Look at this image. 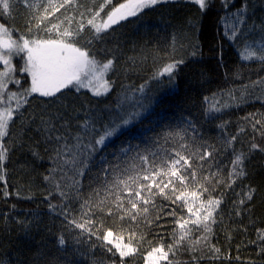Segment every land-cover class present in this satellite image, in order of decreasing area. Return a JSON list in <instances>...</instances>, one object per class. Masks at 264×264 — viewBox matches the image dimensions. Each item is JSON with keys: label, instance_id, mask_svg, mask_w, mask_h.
Segmentation results:
<instances>
[{"label": "snow or ice", "instance_id": "obj_1", "mask_svg": "<svg viewBox=\"0 0 264 264\" xmlns=\"http://www.w3.org/2000/svg\"><path fill=\"white\" fill-rule=\"evenodd\" d=\"M168 2L170 0H124L118 4L113 0H0V17H11L18 4L27 10L25 32L16 39L12 38L15 30L10 31L0 23V65H3L0 69V173L6 171L4 164L9 148L5 146V137L9 135L10 125L14 119L24 116L33 99L45 98L41 103H54L68 94L87 91L101 97L112 90L114 81L105 77L114 71V60L98 61L88 47L80 46L81 42L91 46L102 40L109 30H114L115 25L138 16L147 8ZM190 2L202 13L211 7V0ZM230 3L231 0H222L225 9ZM223 24V34L238 46L240 60L264 65V25L258 31L255 25L249 28L246 6L227 14ZM192 55H196L195 51ZM14 56L23 61L19 68L12 63ZM183 63L180 59L163 65L153 73L152 79L159 81L166 76L169 82L174 81ZM235 78L239 79L240 74ZM10 84L15 86L14 90L9 88ZM146 84L147 81L137 89L142 96L134 103L125 97L106 115L85 118L75 127L67 119L59 127L51 117L48 121L42 120L43 127L38 130L48 134L46 139L52 145L49 156L52 166L49 175L44 177L52 188L44 199L49 200V212L61 220L63 232L56 240L59 248L66 247L70 235L75 243L87 241L90 248L100 247L111 257L118 256L112 264H125V258L135 256L146 238L135 229L141 225L163 229L169 223L167 218L172 217L171 223L175 225L172 242L165 245L161 236L159 242L146 251L144 260L145 264H161L162 261L173 264L169 255H175V250L185 242L191 252L202 244L209 245L212 225L217 222L224 195L222 192L219 197H213L210 193L220 187L233 190L237 180L246 175L244 165L248 156L253 151L264 152V145L256 142L257 136L264 139V116L249 113L244 120L254 135L247 153L237 152L233 147L247 128L239 127L235 135H229V122L224 121L217 125L221 141L210 142L196 123L186 120L164 134L167 148L141 149L138 144L133 148L127 140L119 146V154L106 155L112 141L130 135L137 123L143 124L150 114L152 102L143 96ZM257 88L264 92V79L242 84L241 96H237L236 89L205 96V115L219 118L217 114L233 106L249 89ZM60 129L65 131L60 133ZM229 151L232 156L225 164L220 156ZM225 167L227 173L223 171ZM82 180L89 181L87 191ZM0 181H4L2 174ZM254 191L249 187L246 192L236 193L239 199L233 204L244 205L252 199ZM205 193L209 195L205 197ZM0 194L5 199L11 195L6 181ZM16 195L19 197V192ZM50 197L58 198L57 203H51ZM24 198L31 199L30 196ZM236 214H240L239 207ZM4 218L7 219V215ZM109 220L121 222L120 230L107 227ZM18 223L27 229V222ZM193 233H199L194 240L190 239ZM93 238L99 244L94 243ZM258 238L264 240V234ZM210 247L212 252L219 253L215 245Z\"/></svg>", "mask_w": 264, "mask_h": 264}, {"label": "trees", "instance_id": "obj_2", "mask_svg": "<svg viewBox=\"0 0 264 264\" xmlns=\"http://www.w3.org/2000/svg\"><path fill=\"white\" fill-rule=\"evenodd\" d=\"M120 2L124 0H113L114 4ZM242 5L246 6L249 28L255 25L258 31L264 25V0H231L227 9L222 0H211V7L203 13L190 0H170L115 25L114 30H109L102 40L91 46L81 42L80 46L88 47L98 61L114 60V71L105 77L114 81L112 90L101 97L87 91L68 94L54 103H41L45 98H35L27 106L24 116L11 123L9 135L5 137V146L9 148L4 164L6 171L0 173L11 194L7 199L0 194V264H112L113 259H119L118 256L111 257L100 247L90 248L87 241L75 243L70 235L66 247H58L57 236L63 232L61 220L49 212V200L44 199L52 188L44 180L52 166L49 159L52 145L46 139L48 134L38 130L43 127L42 120L48 121L51 117L59 127L67 119L75 127L85 118L106 115L125 97L134 103L142 96L137 89L147 81L143 96L152 102L150 114L143 124L137 123L130 135L112 141L106 155L119 154V146L127 140L131 141L133 148L137 144L141 149L167 148L169 145L164 143V134L186 120L196 123L200 133L210 142L221 141L217 125L224 121L229 122V135H235L239 127H245L248 131L238 136L233 147L237 152L249 151L254 133L244 117L249 113L264 116V92L259 88L249 89V93H244L233 106L217 114L219 118L205 115L203 99L224 89H236L237 96H241L242 84L264 79V65L242 62L238 46L230 43L223 34L224 17L235 13ZM26 19L27 10L18 4L11 17H0V23L10 31L15 30L12 38L16 39L25 32ZM193 51L196 55H192ZM180 59L184 63L175 73L174 81L169 82L166 76L160 77L159 81L152 79L153 73L163 65ZM22 62L19 57L15 58L17 68ZM237 73L239 79L235 78ZM9 88L14 90L15 86L10 84ZM149 125L152 127L146 129ZM64 131L60 129V133ZM256 142L264 145V139L259 136ZM231 156L229 151L220 159L227 164ZM24 160L33 168H43L39 178L41 188L37 192L30 191L19 174L18 165ZM244 168L246 175L237 180L233 190L220 187L210 193L213 197H219L222 192L224 195L217 222L212 225L209 245L202 244L197 246V251L191 252L185 242L183 247L175 250V255H169L173 264H264V240L258 238L264 234V152L253 151ZM223 171L227 173L228 168ZM4 181H0V189L4 188ZM82 183L87 191L89 181L82 180ZM249 187L255 189L252 199L244 205H234L233 201L239 199L236 193L246 192ZM208 195L205 193V197ZM29 196L31 199L24 198ZM50 200L57 203L58 198L50 197ZM237 207L239 215L236 214ZM167 219L169 223L163 229L143 225L135 229L146 238L135 256L125 258V264H145L144 254L159 242L161 236L165 245L172 242L171 232L175 225L171 223L172 217ZM18 221L27 222V229ZM106 226L119 231L121 222L109 220ZM197 235L199 233H193L190 239L194 240ZM93 242L99 244L94 238ZM211 245H215L219 253L212 252Z\"/></svg>", "mask_w": 264, "mask_h": 264}, {"label": "rangeland", "instance_id": "obj_3", "mask_svg": "<svg viewBox=\"0 0 264 264\" xmlns=\"http://www.w3.org/2000/svg\"><path fill=\"white\" fill-rule=\"evenodd\" d=\"M15 58H17V56L13 57L12 63L14 65H15ZM2 68L3 65H0V69ZM150 127H152V125H149L146 129H149ZM18 170L20 176L25 180L26 186L30 191L33 190V192H37L40 190L41 183L39 178L43 173V168H33L29 165V163L26 160H24L18 165Z\"/></svg>", "mask_w": 264, "mask_h": 264}]
</instances>
